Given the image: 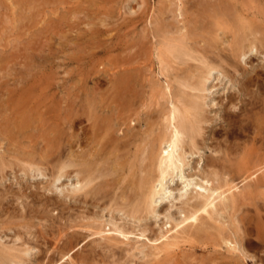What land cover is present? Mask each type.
<instances>
[{
	"label": "bare ground",
	"instance_id": "obj_1",
	"mask_svg": "<svg viewBox=\"0 0 264 264\" xmlns=\"http://www.w3.org/2000/svg\"><path fill=\"white\" fill-rule=\"evenodd\" d=\"M160 1H163V0H160ZM166 1H167V3L165 5V7L161 11H158L159 13H158L155 21L153 22V29L151 28L152 30H150L149 28L151 26H149L148 28H146V32H147L148 36L144 35V36L147 37V39H150L151 42H153L152 38L155 39V40L157 38H160L159 39L160 40V45L158 44L159 46L156 49L155 48L154 49L157 50V54L156 55H157V59H159V61H157V62H160L161 74L165 77V79H166L165 81H166L167 84H165V86H162V88L161 87L160 88H157V87L154 88L152 86V89H151L152 92L154 93L153 95H155L156 91H158V89H160L161 96H159V97H161V99L163 98V100H165V106L163 105V107H165V109H163V111H164V112L162 111L163 113L161 112L162 113L161 116L163 117V119H162L163 120V124L161 125V128L159 126L160 130L154 135V129L155 128L152 127L153 123H149V122H145L144 123V122H142L145 125V128L143 127L144 128L143 132L140 131L141 130L140 128L138 129V131H135L134 128L136 127V125L130 123L131 120H132V119H130L131 118V114L132 115H136L137 120H138V124L141 127V118H139L140 117V113H141L140 107L145 104L144 101H146V100H142L140 98V94L141 93L144 94V91L142 92L140 89L144 88L145 85H144V83L140 84L139 80L140 81L141 80L145 81V79L148 78V76H147L148 72L146 73V71L140 70L142 68V67H140L139 71H141V72L138 71L136 73L137 69H135L136 70L135 71L136 74H135L132 70L129 69L130 71H132V73L130 71L128 73V69L125 68V70H122V71H124L123 73L118 74V72H117L118 75L115 76L116 78L112 76L114 78L113 82H111L112 84L111 83H110V85L107 84L108 86H112V89H111L112 95H110L112 97L109 96V98L113 99L112 102H114V106L111 108V113H110L109 116L107 114V116L100 117V119H98V115H97L98 114L97 113L98 107L97 106H98L99 102L97 104L94 103V100H96V98H94V96H96L97 94L94 95V93H91L90 91L89 92L91 93V95L92 94L94 95L93 97L91 96V100L92 99H94V100L93 101H91V100L87 101L88 100L87 99L86 100L87 105H85V106L81 105L82 109L84 110L82 112L85 113V114L83 113V115L87 116V118H89L88 120H90V122H91V124L89 122V124H90V127H89L90 133L88 134L89 137L86 138V145L88 146V149L84 150L83 154H80L78 151H76L74 149L73 142H74V138L75 137H74L73 133L71 132V130H73V127H74V124H75V118L78 117L77 115H79L77 110H81V109H79L80 107L77 106L78 109L76 110V107H74L75 103L70 104L68 107L64 104L66 109L63 108L64 115L61 116L62 117V124H63V126H62L63 127L62 144H57L58 143L57 142L58 139H56V138H54V139H56L55 140V144H54L53 141L51 142V145H48V144L45 143L46 146L48 145L54 151L56 150V153H58L59 157L56 160H54V161L44 162L43 160L40 159L38 162H36L37 158L35 159L34 156H33L34 157L33 158L31 156V153H28L29 154V155L27 154L28 156L24 155L27 160L24 159V160H22V162H24V164L28 166V168L30 169L29 171L36 172L37 174L40 173L41 175H45V173L43 172V169H42L43 167L42 166L44 165V163L47 164V168L50 169V172H49L50 174H48L49 175L48 176L49 177L48 185H49V187L51 189L54 188V189L60 190V192L64 191V184L58 185L59 182H61V179L63 177L71 178L74 175L76 177V181L70 184V188L67 189L69 194L64 195V196L68 197L67 199L73 197L75 200L82 201V202L97 203L98 201H101V200H103V199L108 197L109 192H108V188L107 187L109 186L110 183H109V180H107L106 178L109 176V174H113L114 172L117 171V167L116 166H117V164H119L118 160L120 159V157L119 156L117 157L116 152L123 151V157L124 156L125 157H127V156L131 157V155H130L131 152H132L131 150L135 146V148H136L135 149V152H136L135 154L136 155H134V157L138 156V154L141 153L142 154V155H140V156H142L141 157L142 158L141 161L144 162V160H145L147 162V163L145 162L147 165L144 163L146 166L143 167L142 166L143 162L140 161V163H142V164L139 165L138 171L142 173V177L139 178V179H135L134 181H130V183H128V185L126 186V188H125L126 190L125 191H123V189H122V192L119 194V197H117L119 201L116 202L115 205L113 204L114 207L112 209H111L112 205H110L109 203L106 206L108 208L110 207L112 212H117V213H120V214L122 213L121 215H123V217L126 216L129 219L135 220V222L138 221V223L141 222V224L144 225V223H146L144 220H147L146 217H148V215H150V216L152 215V216L158 217L160 219V213H158V210H157V209H159L158 208V206H159L158 204L162 203L163 200H165V199H171L172 198L174 202H172L170 207L168 208V213L165 214V216L163 215L164 218H166V220H167V222H166L165 219H164V222H166V223H164V226H168L169 225V228L165 231V233L164 232H162L161 234L158 233L159 237H157L154 240L155 241H160L161 239L162 240L160 241L159 245L154 247V250H157L159 253L163 252L165 250H167V252H168V250L170 248L173 249L174 247H177L179 245L180 241H182V240L183 241L184 240L185 241L186 240L189 241L192 238V233H198L200 231L201 232L202 231H206V228L204 229V227H206L207 224H208L207 220L217 221L218 218H221V219H223L226 222H232V224L234 225V229H233L234 237L230 238L229 237L230 234H229V236H227L226 238L224 237L223 239H221L222 242L224 241V242L228 243V245L231 247L230 248L231 250H233V251L234 250L244 251V246H246V241L249 240V241L252 242V239L248 238L250 236H254L259 241V243L261 245H264V229H263L264 226L263 227L260 226L259 222H261V221H259L258 218L257 219L255 218V217H259V216H257V213H259V211L257 213L255 212L256 213L255 217L248 216L244 211H241V214L238 216V220H237L238 223L240 224V225H238L239 227L235 224L236 217H237L236 213L238 211H240L239 210V206H241V205L244 206V204H246L245 200L248 198V196L252 193V191L254 189V188H252V184H250V182L252 180L259 181L258 173L261 172V171L263 172V169H264V0H197L196 4L193 5V7H192L193 8V13L189 11L191 9L190 5L188 6L190 9L186 7V10L189 9L188 11L190 13H192V14H190L188 12L189 16L186 15V16H188V18L186 17V20L182 21L183 25L180 26V27H176L174 25L175 24L174 22H176V21L178 22V20L174 21L176 18L173 17V20H172L173 22H171V21L169 22L168 21V13L171 12V9H170L171 0H166ZM183 1H185V0H183ZM44 2H45V0H44ZM114 2H116V1H114ZM177 2H179V1H177ZM190 2H191V0H190ZM160 4H161V2H160ZM185 4H186V2H185ZM137 5H139V4H137ZM176 6H177V4H176ZM181 6L183 8L185 7V5L184 6L180 5L179 9L181 8ZM127 7H131V6L128 4ZM138 7L139 6H137L136 8H138ZM183 8H182V10H184ZM56 9H57V11L56 10L55 11L57 13L59 9L58 8H56ZM129 9H126V12ZM140 9H142V10L144 9L145 10V8H143V7L140 8ZM176 9H178V7ZM24 11H26V10H24ZM133 11H135V9ZM148 11H149V9H148ZM42 12L44 13V11H42ZM175 12L179 13L178 11H175ZM26 13H28V12H26ZM140 13H141V11H140ZM185 13H186V11H185ZM58 15L55 14V16H58ZM22 16H24V14ZM33 16H34V14H33ZM139 16L137 18H139ZM144 16H147V15L146 14L143 15V18H144ZM61 17L62 16H60V18ZM135 18L136 17H134V19ZM149 18H150V16H149ZM132 20H133V18L131 19V23H134ZM146 20H147V18H146ZM116 21L118 22V20H116ZM134 21L137 22L138 20L137 21L134 20ZM147 21L149 23V20H147ZM57 22L58 21H56L55 23H57ZM95 23L98 24V22H95ZM138 23L140 24L139 21H138ZM138 23H136V24H138ZM35 24H33V26ZM145 24H146V22H145ZM91 25L94 26L96 24H94V22H92L90 24V26ZM117 25H116V27H117ZM123 25H124V22H123ZM141 25H139V26H141ZM177 25L179 26L180 24L177 23ZM50 26H51V24H50ZM50 26H49V29L46 28V30H50L51 31L52 27L50 28ZM52 26H54V25H52ZM88 27H89V25H88ZM111 27H112V25H111ZM129 27H131V26H129ZM133 28L137 29L136 27H133ZM133 28L131 27V30H129L127 32L132 31ZM114 29H115V27L113 28V30ZM0 30H1V27H0ZM53 30H55V28H53ZM111 30H112V28H111ZM119 30L121 32H123L122 28L118 29L117 31H119ZM38 31H39V29H38ZM134 31H137V30H134ZM139 31L140 30H138V32ZM88 32H90V31H88ZM114 32H115V30H114ZM43 33H44V30H43ZM50 33H48V31H47V33H45V36H46V34H50ZM93 33H94V31H93ZM93 33H92V35H96V32L94 34ZM102 33H103V31H102ZM102 33L100 35H102ZM126 33H123V34H125L126 37H127L129 35V33L128 34H126ZM35 34L36 33H34V35ZM37 34H39V32H37ZM85 34H87L86 30H85ZM104 34H106V29H105V33ZM113 34H115V33H113ZM123 34L121 33V36ZM1 35H2V32H1ZM39 35H41V37H42L41 33ZM92 35H90V36L92 37ZM125 35H123V36H125ZM131 35H132V33H131ZM131 35H129L130 38H129V36L127 37V39H128L127 42H129V40L131 39V37H132ZM139 35H140V33H139ZM118 36H120V35H118ZM41 37L39 36L38 39H40ZM43 37H44V35H43ZM47 37H49V36L47 35ZM91 37H89V38H91ZM138 38H139V40H141L140 37H138ZM38 39L36 41H38ZM53 39L55 40L54 37H53ZM114 39H116V37ZM121 39H123V38L121 37ZM133 39H134V37H133ZM133 39L130 40V41H133ZM91 40L94 41L95 39L91 38ZM33 41H35V40H33ZM109 41L110 40H108V42ZM49 42H51V41H49ZM71 42H72V40H71ZM133 42H135V41H133ZM143 42H145V41H143ZM47 43H48V41H47ZM112 43H114V42L112 41ZM120 43L122 44V41H120ZM51 44H53V42H51ZM117 44H118V42H117ZM117 44H115L114 47ZM29 45H30V43H29ZM29 45H28V47H29ZM32 45H34V44H32ZM56 45H57V43H56ZM107 45H108V43H107ZM69 46H70V44H69ZM117 46H119V44ZM124 46H126V45H124V43H123V47ZM119 47H117V48H119ZM138 47H135V49L137 50ZM39 48H41V47H39ZM44 48H45V46H44ZM48 48H50V45L48 46ZM33 49H35V48H33ZM60 49H61V47L59 48V51H60ZM149 49H151V48H149ZM41 50L44 51L43 48H41ZM43 51H41L40 53H42ZM56 52L57 51H55V53ZM107 52H109V49H108ZM134 52H135V50H134ZM150 52H151V50H150ZM35 53H37V52H35ZM49 53H46V54H49ZM95 53H97V52H95ZM129 53H131V52H129ZM22 54H21V56H22ZM32 54H34V51H33ZM110 54H113V53L110 52ZM131 54H130V56H131ZM50 55H52V54H50ZM117 55H120V54L117 53ZM124 55L128 56V55H126L125 52L123 54V57H125ZM254 55H259L257 59H259V57H261V58L263 57L262 62H260L257 65L256 64L254 65V63H253L254 61H252V56H254ZM29 56L32 58L31 53H29ZM37 56L34 57L35 60H36ZM144 56H145V54H144ZM24 57H26V56H24ZM95 57H97V56H95ZM3 58H4V56H3ZM5 58H6V56H5ZM49 58L47 56V60ZM127 58L128 57H126V59ZM11 59H13V58H11ZM92 59H94V58H92ZM149 59H150V57H149ZM151 59H153V58H151ZM257 59H256V61H257ZM0 60H2V58H0ZM27 60H28V62L31 61V60H29V58ZM97 60H98V58L96 59V61ZM146 60H147V58H146ZM100 61L103 63L102 60H100ZM251 61H252V63H251ZM34 62L35 61L33 60V62H32L33 65H34ZM52 62H53V60H52ZM190 62H194V63L196 62L197 63L196 65H194V69L192 68L193 70L191 69V70L187 71L185 73V75L181 76L180 78L179 77H175L173 80L171 78H168L169 75H167V73L169 72V68H170V65L172 63H174L176 65H177V63L178 64H184V65H188V64L190 65ZM1 63H3V62H1ZM117 63L118 62H116V64ZM103 64H106V63H103ZM110 64H109V66H110ZM121 64H122V62H121ZM121 64H119V65H121ZM9 65L11 66V64H9ZM99 65H102V64H100V62H99ZM134 65H135V63H134ZM148 65H150V63ZM189 65H188V67L192 66V65H190V66ZM248 65L251 66V69H249L247 67ZM29 66L31 67V65H29ZM40 66L43 68L42 65H40ZM173 66H175V65H173ZM15 67H17V65ZM35 67L36 66H33L32 68H35ZM49 67H47V68H49ZM136 67H138V66H136ZM150 67H149V69H150ZM153 67H154V65H153ZM50 68H52V67H50ZM50 68H49V70L51 71ZM93 68L91 70H94ZM128 68H129V65H128ZM156 68H158V67H156ZM7 69H8L7 72H9L10 69L9 68H7ZM119 69L120 68H117L116 71H119ZM176 69L177 68H175L174 70H176ZM11 71L12 70H10V72ZM35 71H37V70H35ZM116 71L114 72V75L116 74ZM27 72H29V70ZM158 72H160V71L158 70ZM176 72L178 73L177 70H176ZM176 72H175V74H177ZM92 73H94L93 75L96 78L97 75H95V70ZM101 73H103V72L101 71ZM1 74L2 73L0 72V75ZM10 74H9V76L7 75V77H10ZM47 74H48V72H47ZM86 74H88V73H86ZM96 74H97V72H96ZM99 74H100V71H99ZM149 74H150V72H149ZM178 74H180V72ZM11 75H14L13 72H12ZM108 75H107V77H108ZM159 75H160V73H159ZM22 76H24V74ZM22 76H20V77H22ZM109 76L110 77H108V78H109V81H110L111 75H109ZM150 76H151V74H150ZM20 77H19V80H21ZM25 77H24V80H25ZM45 77H47V76H45ZM102 78H101V80H102ZM155 78H157V77H155ZM8 79H10V78H8ZM39 79H40V77H39ZM85 79H87V78H85ZM88 79H87V81H88ZM91 79H94V77L91 78ZM106 79L107 78H105V80ZM103 80L101 82L104 84L105 82H103ZM216 80L219 81L218 84L221 85V87H220L221 88V93L225 94L224 95V99L222 98L223 97L222 96L219 99V101H218L219 104H220L218 106L222 107V109L224 111V114H222V120H223L224 124L221 127L223 128V131L225 133H224V137H223L222 141L225 140V142H226L227 140H230V139H233V141H235V140H238L239 138H242L243 141L241 143H238V144H240L242 146L241 147L242 151L239 149L236 152L234 151V154H232L233 151L231 153V151L228 148L227 149L224 148L226 146L223 147V143H221L222 141L215 142L216 144L213 145L212 151H214L218 155L216 156V155H213L214 153H212V155L216 156V157H211L210 159L207 158V159H209L207 162L205 160H203V161H205V167L208 168L210 166L209 169L210 168L211 169L214 168V169L213 170H209L208 173L204 172V173H206V175H204V173L202 175V171L201 170H199V171L197 170L198 172L201 171L202 178H200L199 182H195L194 181L195 179L193 178V175L186 174V171H189V169L192 168V164H193L192 157L195 155L196 152L199 153V148L200 147L198 146L199 145L198 137L201 136V135L202 136L205 135V132H204L205 129L203 127V124L205 122H207V120H208L207 116L205 114L206 113L205 112V106L207 104L206 102H207V99H208L207 93L210 91L209 84L213 83ZM91 81L93 82V80H91ZM11 82L13 83V81H11ZM15 82L16 81H14V83ZM40 83L41 82H39V84ZM107 83H108V80H107ZM173 83H176V84H173ZM7 84H9V83H7ZM174 85H176L175 88H173ZM87 86H85L86 88H84V90L87 89ZM98 86H100V85H98ZM16 87H17V85H16ZM139 87H141V88H139ZM89 90H90V88H89ZM99 90H100V88H99ZM24 91H26V90H24ZM37 91H38V89H37ZM211 91H212V89H211ZM27 92H28V90H27ZM109 93H110V91H109ZM213 93H215V92L213 91ZM211 94H212V92H211ZM20 96H22V95H20ZM86 96L88 98V93L86 94ZM1 97L2 96H0V98ZM144 97H146V96H144ZM154 98H155V96H154ZM105 99H106V97H105ZM158 99H157V101H158ZM65 100H67V99H65ZM70 100H72V99H70ZM74 100L75 99L73 97V101ZM80 100L83 101L82 99H80ZM155 100H156V98H155ZM223 100H225L226 102L223 103ZM211 101H215V99H213ZM66 102H68V101H66ZM74 102H76V101H74ZM147 102H149V101H147ZM214 103L216 104V102H214ZM21 104H22V102H21ZM137 104H138V106H135ZM160 104H162V103H160ZM211 104H212V102H211ZM36 105H37V107L38 106L41 107L40 104H36ZM135 107H137V108L139 107V108L137 109ZM152 107H153V105H152ZM55 108H57V107H55ZM105 110H104V112L102 111L103 113L101 112L102 115H104L105 112L106 113L109 112V111H107V109H105ZM35 112H34L35 115H33V116L27 115V113L23 114L20 117V119L18 121L14 122V123L9 122L10 119H8L9 123L6 124L7 127H8V134L10 136H14L15 137V136H17V133H19V134L22 133L24 135L21 136V137L26 138L25 134L28 132V130L30 128L31 129L35 128V130H36V128L39 127V124L42 123V120L44 118L43 117L44 113L41 112L39 110V108L36 109ZM83 115L80 114V116H83ZM144 115H145V113H144ZM146 115L149 116L148 114H146ZM142 116H143V113H142ZM152 116H154V115H152ZM155 116H158V114H155ZM55 117H57V116H55ZM79 117H78V119H79ZM49 118H47V119H49ZM214 119H215V117H214ZM133 121H135V120L133 119ZM86 123H88V122H86ZM134 123H136V121ZM52 124H53V122H52ZM54 125H56V124H54ZM132 125H134V127H132ZM45 126H47V124ZM49 126H50V123H49ZM84 126H86V125H84ZM84 126L82 125V127H84ZM138 126H137V128H138ZM3 127H4V125H3ZM51 127L53 128V126H51ZM40 128H41V126H40ZM84 128H81V129L87 130V129H84ZM50 132L52 133V129H51ZM53 132H54V130H53ZM206 133L208 135V132H206ZM19 134H18V136H19ZM52 134H54V133H52ZM52 134H50V135H52ZM221 134L222 133H219V132L216 131V132L213 133V136H214V138L216 137L218 139V138H222ZM42 135H44V132H43ZM4 136L5 135L2 136V138H1L2 140H3ZM47 136H49V133H48ZM34 137H35V135H34ZM34 137H32V138H34ZM151 137H153V138L149 141L148 138H151ZM4 138H7V137H4ZM36 138H38V135H36ZM7 139H5V141H7ZM78 139H80V138H78ZM78 139H77V141H78ZM199 139H201V138H199ZM204 139H206V138L204 137ZM204 139H203V141H204ZM2 140H1V142H2ZM10 141H11V139H10ZM35 141H37V139ZM80 141H81V139H80ZM207 141H205V142H207ZM39 142H42V144H44L43 141H39ZM230 142H231V140H230ZM200 143H201V140H200ZM207 144H210L209 141L207 142ZM238 144L236 143L237 147H239ZM6 145H9L8 142H7ZM14 145H15V143H14ZM18 145H19V142H18ZM59 145H62V146L59 147ZM43 147H45V145ZM49 147H48V149H49ZM12 148L14 149L15 147H12ZM20 148H21V146H20ZM26 148L30 149V147H26ZM2 149L3 148H1V151H2ZM6 149H3L4 153H5ZM202 149H203V147H202ZM233 149H235V148L233 147ZM206 150H208V147H207ZM28 152H31V151H28ZM8 153H9V151H8ZM59 153H60V155H59ZM11 154H12V152H11ZM203 154H201V156L205 155V154L204 155ZM0 155H1V152H0ZM115 155H116L117 158H115L114 162H110V163H112V164H110L109 160L110 159L112 160L113 158H111V157L115 156ZM6 156L8 157V154ZM35 156H36V154H35ZM81 156H83V158ZM233 156H234V158H233ZM20 158H18V159H20ZM39 158H41V157H39ZM201 158H203V157H201ZM126 159H128V158H126ZM121 160L122 159H120L119 161H121ZM199 160H198V162H199ZM232 160H234V161L231 162ZM115 162H116V164H114ZM24 164H22V165H24ZM202 164H204V162ZM122 165H123V163H121V166ZM200 165H201V162H200ZM133 166H134V164H133ZM202 166H204V165H202ZM199 167H201V166H199ZM23 168H25V167L23 166ZM47 168H45V169H47ZM109 168H110V170H108L109 172H105V170L109 169ZM193 168H195V170H196V167L193 166ZM206 169H204V170L206 171ZM21 170H23V169L21 168ZM118 170H120V169H118ZM132 170L133 169H131L130 171H132ZM193 171H191L192 172L191 174H193ZM128 172H129V170H128ZM196 172L194 171V173H196ZM199 175H200V173H199ZM199 175L197 174L196 176H199ZM29 177H30V175H29ZM239 179H241V182H245V184L243 185V191H240L241 190V189H239L240 187L238 186L237 183H235V181L239 180ZM122 180H124V179H122ZM178 183H179L180 187H178L179 186ZM173 185H178V186H175L174 188H171V186H173ZM258 186H259L258 184L257 185L255 184L254 187L257 188ZM191 187H194V189L196 191L195 193L193 192L194 194H192V191L191 192L189 191V189ZM176 189L180 193V194H178L179 197H173L174 193H176V192H174ZM118 190H121V189H118ZM127 190L132 191L130 197H128L126 195L127 194ZM21 191H22V189L20 190V192ZM23 193L24 192H22V194ZM8 194H9V192H8ZM33 195L35 196L34 197V202H37V203L39 202L40 204H42V206H43L42 209H43L44 212H46V211L52 212L54 210H58V212H59L58 213L59 219H57L56 221H52V224H51L50 230H49V235H51V237H53V239H55L56 242L55 243L53 242V244H51L50 246H48L46 248H43L42 246H45L46 240H45V238L42 237L44 240L39 241L38 242L39 244L35 243V246L30 245L29 242H27V239L23 243H21L20 246L19 245H8V244H5V243H3L1 241V236H0V264H33L31 262L32 259L30 260V257L33 256L32 251L35 250V248H38V253H39V255L35 257L36 264H94L95 261H96V264H99L100 261H97V259H95V257L92 256V252L91 251L92 250L94 251L93 248L85 250L86 252H85L84 255L79 254L80 252L84 251L83 249H86L89 246V243H87V244L85 243L84 246H82L81 248H77L76 251L72 255L70 254L71 251L74 250L77 246H81L80 243L81 242L83 243V240L86 239L87 236H88V235H85V237L80 238L78 235L82 234V232H74V231L71 232V233L69 232L71 229L74 228V226L76 224L75 223L76 219L77 220L79 219L77 217L78 214L76 216H74L75 220L71 221V219H70L72 217L71 215H69L67 217H64V214H63L64 211L66 209H68V206H67L66 203H64V202H62L60 200L53 199V198L43 197L44 194L40 195V198L37 197V194H33ZM24 196H25V194H24ZM54 198H55V196H54ZM21 199H22V197H21ZM132 199H134V200H132ZM111 201H113V200H111ZM167 201L168 200H166V202ZM175 201H180L181 202V205L179 207L180 211L178 210L179 211L178 215H180L179 219L174 218L175 215L173 217L172 214L170 213L171 208L174 207ZM168 202H170V201H168ZM253 203H254V201H253ZM100 204H102V203H100ZM257 204H258V202H257ZM26 205H27V201H26ZM253 207H255V205ZM21 208H22V206H21ZM248 208H249V206L247 207V209ZM102 209H104V208H102ZM166 209H167V207H166ZM253 210H255V208ZM72 211H74V210H72ZM94 212L97 213V211H95V210H94ZM98 212L100 213L99 210H98ZM108 212H110V211H108ZM160 212H161V210H160ZM166 212L167 211L165 210V212H163V213H166ZM0 213H1V211H0ZM56 213H57V211H56ZM56 213H55V215H56ZM96 213H94V214H96ZM79 215H81V214H79ZM20 216L21 215H14L13 217L20 218ZM33 216H35V215H33ZM88 217H90V216H88ZM154 217H152L150 220H152ZM161 217H162V215H161ZM261 218L262 217H259V219H261ZM64 219L65 220L67 219L68 223L65 224V222H63V224H62L60 222V221H62ZM93 219H94V216H93ZM101 219H102V217H101ZM103 219H102V221H103ZM106 219H109L108 222H110V217L106 218ZM99 220H100V218H99ZM143 221H144V223H142ZM147 221H149V220H147ZM160 221L162 222V220H160ZM122 222H123V220H122ZM262 222H263V220H262ZM97 223H99V222H97ZM104 223H106V226H107V222L104 221ZM112 224H113V222H112ZM248 224L252 225L254 227V229H255L254 233H252L253 228L251 227L252 229L250 230V228L248 227ZM113 225H114V228L112 227L113 228V232L116 231L115 233L118 232L123 237H127L128 234L133 233L132 231H128L127 229H125L124 228L125 225L124 226L123 225L120 226L115 221H114ZM113 225H111V226H113ZM213 225H215V224H213ZM131 226H132V224H131ZM218 226H217V228H215L216 230H219ZM79 227L83 231L84 229L85 230L90 229L92 226L81 225ZM112 228H108V229L111 230ZM142 228L143 229L141 230L140 233H141V235H145L147 227L146 226H144V227L142 226ZM152 228L153 227H151V230H152ZM193 228H195V230H192ZM160 229L161 228H159V231H160ZM89 231H91V230H89ZM93 231L94 232L91 231L92 233H90L89 235L94 234V236H95V234H97L99 236V234H100V237H102V236H105V234H106V233L104 234V232H105L104 231V227H100V226L94 228ZM152 231H150V232H152ZM18 233H21V232H18ZM102 233L104 235L101 236ZM204 234H206V233H204ZM109 236H110V234H109ZM112 236H114V235H112ZM115 237H116V235H115ZM137 237H141V236L139 235ZM211 237L213 238V236H208V237H205V238H208L210 241H212ZM89 238H87V239H89ZM119 238H121V237H119ZM130 238H131V236H130ZM205 238H204V241H205ZM109 240H111V239H109ZM202 240L203 239H201V241ZM209 240H207V241H209ZM214 241H215V239H214ZM125 242L123 243L124 245H125ZM200 244H198V246ZM204 244H206V243L204 242ZM214 244H215V242H214ZM214 244H211V245H214ZM136 245H135V247H136ZM128 246H130V245H128ZM132 246H133V244H132ZM153 246H151V247H153ZM204 247H205V245H204ZM213 248H215V247L212 246V249ZM181 249H182V246H181ZM217 249H219V248H217ZM220 249H221V247H220ZM189 250L191 251L190 248H189ZM207 250H209V248ZM140 251H141V249L139 250V255L141 256L143 254H140ZM247 251H249V250H247ZM49 252H52V254L49 255ZM125 252H126V250H125ZM136 252L137 251H135V253ZM175 252H177V251H175ZM196 252H199V251L196 250ZM188 253L189 252H187V254ZM228 253H229V250H228ZM240 254L242 255V252ZM78 255H80V256L78 257ZM144 255L146 256L147 252L146 253L144 252ZM159 255H161V253ZM190 255H192V253H190ZM228 255H231V253H229ZM253 255H255V254L253 253ZM107 256H109V255H107ZM224 257H225V255H224ZM123 258H124V255H123ZM127 258H128V256H127ZM184 258H185V256H184ZM194 258H192V259H194ZM231 258H233V257H231ZM253 258H254V256H253ZM102 260H105V259H102ZM233 260H234V258H233ZM258 260H259V258H258ZM193 261L195 262V260H193ZM226 261H228V260H226ZM211 262H210V264H211ZM220 262H222V261H220ZM104 263H102V264H104ZM128 263H130V261ZM216 263H218V262H215V264ZM255 263H257V262H255ZM119 264H122V263H119ZM188 264H190V263H188ZM198 264H200V262ZM229 264H231V263H229Z\"/></svg>",
	"mask_w": 264,
	"mask_h": 264
},
{
	"label": "rangeland",
	"instance_id": "obj_2",
	"mask_svg": "<svg viewBox=\"0 0 264 264\" xmlns=\"http://www.w3.org/2000/svg\"><path fill=\"white\" fill-rule=\"evenodd\" d=\"M114 1H116V2H114ZM126 1L127 0H49V1L48 0H45V2H44V0H35V1L34 0H0V6H1L0 7V9H1L0 10V18H1L0 19V27H1V30H2V31L0 30L2 32V35H1V32H0V54H1L0 55V58H2V60H0V61L3 62V63L0 62V67H1L0 68V72L3 74V75L2 74L0 75V80H1L0 81V96H2L0 98V100H1L0 101V115H1L0 116V136H1L0 137V142L2 140L1 138H2L3 135H5L4 137H7L8 138L7 139V138H4L3 137V140L0 143V152H1V155H0V211H1V213H0V236H1V241L3 243H5V244H8V245H19L20 246L21 243H23L27 239V242H29L30 245L35 246V243L39 244L38 242L44 240L43 238H45L46 244H45V246H42L43 248H46V247L50 246L51 244H53V242L54 243L56 242L55 239H53V237H51V235H49V230H50V226L52 224V221H56L57 219H59V216H58V213L59 212H58V210H54L52 212H49V211L44 212L43 209H42L43 208L42 204H40L39 202L38 203L37 202H34V197L35 196L33 194H37V197L38 198H40V195H43L44 194L43 197H48V198H53V199H56V200H60V201H62V202H64V203L67 204L69 210L66 209L64 211V213H63L64 214V217H67V216L71 215L72 217L70 219H71V221H73V220H75L74 216H76L78 214L77 217L79 219L78 220L76 219V221H75V223H76L75 226L76 227L74 226V228L69 231L70 233L73 232V231L74 232H82V234L78 235L80 238L85 237V235H88L87 238L90 237L89 239H87V238L84 239L83 240V243L82 242L80 243L81 246H77L74 250L71 251L70 254L72 255L76 251L77 248H81L82 246H84L85 243L86 244L89 243V246L86 249H83L84 251L80 252L79 254L84 255L85 252H86L85 250H88V249L93 248L94 251L93 250L91 251L92 252V256H94L95 259H97V261H100L99 264H102L104 262H105L104 264H119V263L127 264L129 261H130V263H128V264H145V263L146 264H158V263L159 264H181V263L182 264H188V263H190V264H198L199 262H200V264H210V262L212 260L213 261L211 262V264H215V262H218L216 264H229V263H231V264H239L240 262H241L240 264H264V245H261L259 243V241L254 236L248 237V238L252 239V242L249 241V240L246 241V246H244V251H238V250H234L233 251V250L230 249L231 247L228 245L227 242H224V241H223L224 243L222 242L221 239H223L224 237L226 238L227 236H229V234H230V236H229L230 238L231 237H234V235H233L234 225L232 224V222H226V221H224L221 218H218L217 221L207 220L208 224H207L206 227H204V229L206 228V231H202V232L200 231L198 233H192V238L189 241H187V240L186 241L185 240L183 241L182 240V241H180V243L178 245L179 247L177 246V247H174L173 249L170 248L168 250V252H167V250H165V251H163L164 253L163 252H160L161 255H159L160 253L157 250H154V247L157 246V245H159V243H160V241L162 239L160 241H155L154 239H156L157 237H159V234H161L162 232L165 233V231L169 228V225L168 226H164V223L167 222V220H166V218H164V216H165V214L168 213V208L170 207L171 203L174 202L172 198L171 199H165V200H163V202H162L163 204L162 203L158 204L159 205L158 206L159 209H157V210H158V213H160V219L158 217H154V216L151 215L154 218L152 220H150L152 217L150 215H148L149 218L148 217H146V218L149 221L144 220L146 222V223H144V221L142 222V223H144V225L141 224V222H139V223H138V221L135 222V220H131V219H129L126 216L123 217V215H121L122 213L120 214V213L112 212L111 211V209L114 207L115 203L119 201L117 197H119V194L122 192V189H123V191H125L126 190L125 188L128 185V183H130V181H134L135 179H139V178L142 177V173L138 171L139 165L142 164V163H140V161L142 160V158H141L142 156H140V155H142V154L140 153V154H138V156H135L134 157V155H136L135 154L136 153L135 152V149H136L135 146L133 147L134 149L132 148V150H131L132 151L131 154H130L131 157L130 156H127V157L124 156L123 157V151L116 152L117 157L119 156L120 159H122V160L121 161H119L120 159L118 160V163L119 164H117V166H116L117 167V171L114 172L113 174H109V176L106 178L107 180H109V183H110L109 186L107 187L108 188V192H109L108 197L105 198V199H103V200H101V201H98L97 203H90V202H87L86 203V202H82V201L75 200L73 197L67 199L68 197H65L64 196V195L69 194V192L67 191V189L70 188V184L76 181V177L74 175L71 178L63 177L61 179V182H59L58 185L64 184V191L63 192H60V190H57V189H54V188L51 189L49 187V185H48V182H49V177H48L49 175L48 174H50L49 173L50 172V169L47 168V164L44 163V165L42 166L43 167L42 169H43V172L45 173V175H41L40 173L37 174L36 172L29 171L30 169L28 168V166L25 165L24 162H22V160L26 159L25 156H28L29 155L28 153H31V156L32 157L34 156L35 159L37 158L36 159L37 160L36 162H38L40 159L43 160L44 162L54 161V160H56L59 157L58 156V153H56V150L54 151L48 145H51V142L52 141L55 144V140L56 139H58L57 140V142H58L57 144H62V134H63V127L62 126H63V124H62V117L61 116L64 115L63 108L66 109V107L64 106V104L68 107L70 104L75 103L74 104V107H76V110L78 109L77 106L80 107L79 109H81V110H77L78 111V114H79L77 116L79 117L80 114L83 115V113H84V112H82L84 110L82 109L81 105H83V106L87 105L86 100L88 99L87 101H90L91 100V96L93 97L95 94H97L96 96H94V98H96V100L92 99L91 101L94 100V103H96V104L99 102L98 103V106H97L98 107V111H97V113H98L97 114L98 115V119H100V117L107 116V114L109 116L110 113H111V108L114 106V102H112L113 99L109 98V96L112 95V92H111L112 86H108V85H110V83L113 82V80H114L113 77L117 76L120 73H123L124 71H122V70H125V68L128 69V73H129L130 70H132L135 73V71H136L135 69H137V71H136V73H137L139 71L140 67H142L140 70L146 71V73L148 72L147 73L148 78L145 79V81H142V80L140 81L139 80V83L140 84L144 83V85H145L144 88L146 89L145 90L144 88L139 87V88H141L140 90L142 92L144 91V94L143 93L140 94V98L142 100H146V101H144L145 104L143 103L144 105H142L141 107L139 106L140 107V111H141L140 117H139V118H141V127L138 124V120H137L136 115H132L131 114V118L130 119H132V120H131L130 123L136 125V127L134 128L135 131H138V129L140 128L141 129L140 131L143 132V130L145 128V125H144L145 122L153 123V126L152 127L155 128L154 129V135L160 130L159 129V126L161 128V125L163 124V120H162L163 117L161 115L164 112L163 109H165V107H163V105L165 106V100H163V98L161 99V97H159V96H161L160 89H158V91H156L155 95H153L154 93L152 92L151 89H152V86L154 88L155 87H157V88H160L161 87L162 88V86H165V84H167V83L165 81L166 80L165 77L161 74V65H160V62H157V61H159V59H157V55H156L157 54V50H155L160 45V40H159L160 38H157L156 39L157 41L152 38L153 42L154 41L155 42L154 43L151 42L150 39H147V37H146V36H148L147 35V32H146V28H148L149 26H151L149 29L150 30L153 29V22L155 21L157 15L159 13L158 11H161L165 7L167 1L166 0H163L164 2L163 1H160V0H152L153 2L151 0H128L127 2ZM177 1H179V2H177ZM160 2H161V4H160ZM185 2H186V4H185ZM189 2H190V0H185V1H183V0H171V5H170L171 12L168 13V21L169 22L170 21L173 22L172 20H173V17H174V18H176L174 21L178 20V22L177 21L174 22L175 23L174 25L176 27L182 26L183 25V22L182 21L183 20L185 21L186 20V17L188 18L190 12L193 13V8L192 7H193V5L196 4L197 0H191V2L190 3ZM128 4L131 7H127ZM137 4H139V5H137ZM176 4H177V6H176ZM180 5H183V6L185 5V7L183 8L181 6V8L179 9V6ZM189 5H190V8L192 10L188 7ZM137 6H139L138 7L139 9L136 8ZM142 7L145 8V10L144 9L143 10L140 9ZM177 7H178V9H176ZM186 7L189 8L190 10L189 9L186 10ZM56 8L59 9L57 13H56V11H57ZM125 8L126 9H129L130 8V9L127 10V12H126V9ZM182 8L186 11L187 14L185 13L184 10H182ZM23 9L26 10V11H24ZM134 9H135V11H133ZM148 9H149V11H148ZM42 11H44V13ZM140 11H141V13H140ZM175 11H178L179 13H177ZM26 12H28L29 14L26 13ZM146 12L147 13L149 12V13L147 14ZM192 13H190V14H192ZM23 14H24V16H22ZM33 14H34V16H33ZM55 14L56 15L59 14V15L58 16H55ZM142 14L143 15L146 14L147 16H144V18H143V15ZM186 15H188V16H186ZM60 16H62V17L60 18ZM138 16H139V18H137ZM149 16H150V18H149ZM134 17H136V18L134 19ZM132 18H133L132 21L134 23H131V19ZM146 18H147V20H149V23L146 20ZM116 20H118V22ZM134 20H136V21L138 20L140 22V24L138 23V21L135 22ZM56 21H58V22L55 23ZM92 22H94V24H96V25H94V26L91 25L90 26V24ZM95 22H98V24L95 23ZM123 22H124V25L125 26L123 25ZM145 22H146V24H145ZM136 23H138L139 25H141V24L142 25L139 26ZM177 23L180 24V25L178 26ZM33 24H35V25L33 26ZM50 24H51V26H50ZM119 24L120 25L122 24L124 27L122 25L120 26ZM52 25H54L55 27L52 26ZM88 25H89L90 28L88 27ZM111 25H112V27H111ZM116 25H117L118 28L116 27ZM49 26H50V28L52 27L51 31L50 30H46V28L49 29ZM129 26H131L132 28L133 27H136L137 29H135V28H133V29L134 30H137V31H134L132 29V31L127 32V31L131 30V27H129ZM103 27L106 29V34H104L105 33V29ZM110 27L112 28V30H111ZM114 27H115V29H114L115 32L113 30ZM53 28H55V30H53ZM120 28H122V31L123 32H121L120 30L117 31ZM38 29H39V31H38ZM43 30H44V33H43ZM85 30H86V33L87 34H85ZM138 30H140V31L138 32ZM47 31H48V33H50V32L51 33L50 34H46V36H45V33H47ZM88 31H90V32H88ZM93 31H94V33L96 32V35H92ZM102 31H103V33H102ZM37 32H39V34L41 33L42 34V37H41V35L37 34ZM34 33H36V34L34 35ZM101 33H102V35L103 34L104 35L103 36L100 35ZM113 33H115V34H113ZM121 33L122 34L123 33H126V34L129 33V35H131V33H132V35H131L132 37H131L130 40H132L133 37H134L133 41H135V42L130 41V40H129V42H127V40H128L127 37L129 35L127 37H126L125 34H123L125 36H123V35L121 36ZM139 33H140V35H139ZM38 35L41 37L40 39H38V37H39ZM43 35H44V37H43ZM47 35L52 40L49 37H47ZM90 35H92V37ZM118 35H120V36H118ZM144 35H146V36H144ZM135 36L136 37L137 36L140 37L141 40H139V38L138 37L136 38ZM53 37L55 38L56 41L53 39ZM89 37L94 38L95 40L92 41L91 38H89ZM115 37H116L117 40L114 39ZM121 37L123 39H121ZM129 38H130V36H129ZM37 39H38V41H36ZM33 40H35V41H33ZM46 40L48 41V43H47ZM71 40H72V42H71ZM108 40H110V41L108 42ZM142 40L145 41V42H143ZM49 41L53 42V44L56 47L53 44H51V42H49ZM112 41L114 43H112ZM120 41H122V44L120 43ZM117 42H118V44H119L120 47L117 46L118 45ZM29 43H30V45H29ZM56 43H57V45H56ZM107 43H108V45H107ZM123 43H124V45H126V46H124L125 48L123 47ZM32 44H34L35 46L32 45ZM69 44H70V46H69ZM115 44H117V45L114 47ZM28 45H29V47H28ZM49 45H50V48H48ZM44 46H45V48H44ZM39 47L43 48L44 51L41 50V48H39ZM60 47H61V49L59 51V48ZM117 47H119V48H117ZM135 47H138L137 50L135 49ZM33 48H35V49H33ZM149 48H151V49H149ZM108 49H109V52H107ZM134 50H135V52L136 51L137 52L135 53ZM150 50H151V52H150ZM33 51H34V54H32ZM41 51H43V52L40 53ZM55 51H57L58 53L57 52L55 53ZM35 52H37L38 54L35 53ZM95 52H97V53H95ZM110 52H112L113 54H110ZM120 52L121 53L123 52V53L121 54ZM124 52L128 56H125L124 55L125 57H123ZM129 52H131V53L133 52V53L131 54ZM29 53H31V56H32L33 59L29 56ZM46 53H49V54H46ZM117 53H119L120 55H117ZM143 53L145 54V56H144ZM21 54H22V56H21ZM50 54H52V55H50ZM130 54H131V56H130ZM46 55L48 56V58L50 57L48 60H47V56ZM3 56H4V58H3ZM5 56H6V58H5ZM24 56H26V57H24ZM36 56H37V58L35 60L34 57H36ZM95 56H97V57H95ZM258 56L259 55L252 56V61H254L253 62L254 65L255 64L257 65L260 62H262L263 57L262 58L259 57V59H260L259 60V59H257ZM126 57H128V58L126 59ZM149 57H150V59H149ZM11 58H13V59H11ZM28 58L31 61L28 62V60H27ZM92 58H94L95 60L92 59ZM97 58H98V60L96 61ZM146 58H147V60H146ZM151 58H153V59H151ZM256 59H257V61H256ZM33 60L35 61L34 62V65L32 63ZM52 60H53V62H52ZM100 60H102L103 63H106L107 65L106 64H103ZM115 61L118 62V63L116 64ZM252 61H251V63H252ZM99 62L102 65H99ZM121 62H122V64H121ZM134 63H135V65H134ZM149 63H150V65H148ZM9 64H11V66ZM109 64H110V66H109ZM119 64H121V65H119ZM152 64L154 65V67H153ZM172 64L175 65V66H173ZM172 64L170 65L169 72L167 73V75H169L168 78H171L173 80L175 77H179L180 78L181 76H184L185 73L187 71L191 70L192 68L194 69V65H196L197 63L196 62L195 63L194 62H190V65H192V66H190L188 64L190 67H188V65H184V64H178V63H177V65L174 64V63H172ZM16 65H17V67H15ZM29 65H31V67ZM40 65H42L43 68ZM128 65H129V68H128ZM33 66H36V67L35 68H32ZM49 66L52 67V68H50ZM136 66H138V67H136ZM148 66L149 67L151 66L150 69H149ZM6 67L9 68L12 71L10 72V70H9V72H7L8 69ZM47 67H49L51 69V71ZM156 67H158V68H156ZM247 67L249 69H251V66L250 65H248ZM92 68L95 70V75H97L96 78L93 75L94 73H92L94 71V70H91ZM117 68H120L119 71H116ZM175 68H177L176 70L178 71V73L180 72V74H178L176 72V70H174ZM28 70H29V72H27ZM35 70H37V71H35ZM158 70L160 72H158ZM99 71H100V74H99ZM101 71L103 73H101ZM115 71H116V74L114 75V72ZM132 71H130V72L132 73ZM12 72H13L14 75H11ZM47 72H48V74H47ZM96 72H97V74H96ZM117 72H118V74H117ZM139 72H141V71H139ZM149 72H150L151 76H150ZM175 72L177 74H175ZM86 73H88V74H86ZM159 73H160V75H159ZM9 74H10V77H7V75L9 76ZM23 74H24V76H22ZM108 74L111 75L110 81H109V78H108L110 76ZM107 75H108V77H107ZM18 76L19 77L22 76V77H20L21 80H19V77ZM38 76L40 77V79H39ZM45 76H47V77H45ZM24 77H25V80H24ZM84 77L87 78V79L89 78L88 81ZM93 77H94V79H91ZM155 77H157L158 79L155 78ZM8 78H10V79H8ZM101 78H102V80L104 79L103 80V82H105L104 84L101 82L102 81ZM105 78H107V79L105 80ZM91 80H93V82ZM107 80H108V83H107ZM11 81H13V83ZM14 81H16V82L14 83ZM39 82H41V83L39 84ZM7 83H9V84H7ZM218 83H219V81L216 80L213 83H210L209 84L210 91L207 93L208 99H207V102H206L207 104L205 106V112H206L205 114H206L208 120H207V122H205L203 124V127L205 129L204 130L205 135L204 136L201 135V136L198 137V141H199V145L198 146L200 147L199 148V153L196 152L195 153L196 156L194 155L192 157V162H193L192 168H191L192 170L189 169V171H186V174L193 175V178L195 179L194 180L195 182H199L200 181V178H202L201 171H202V175H203L204 172H207L208 173L209 170H213L214 169L213 167H212L213 169H211V168L209 169L210 166L208 168L205 167V161L207 162L211 157H216L218 155L217 153H215L214 151H212V147H213L214 144H216L215 142L222 141V139L224 137V133H225L223 131V128L221 127L224 124V122L222 120V114H224V111H223L222 107L218 106V105H220L219 102H218L219 99L222 96H223L222 98L224 99V95L225 94L221 93V88H220L221 85L218 84ZM173 84H176V83H173ZM16 85H17V87H16ZM98 85H100V86H98ZM85 86H87V89L88 90L87 89L84 90V88H86ZM175 87H176V85L173 86V88H175ZM89 88H90V90H89ZM99 88H100V90H99ZM37 89H38V91H37ZM211 89H212V91H211ZM24 90H26V91H24ZM27 90H28V92H27ZM108 90L110 91V93H109ZM89 91L91 93H94V95L93 94L91 95V93ZM213 91L215 93H213ZM211 92H212V94H211ZM87 93H88V98L86 96ZM20 95H22V96H20ZM144 96H146V97H144ZM154 96H155L156 100H155ZM73 97L75 99L74 101H76V102L73 101ZM105 97H106V99H105ZM110 97H112V96H110ZM65 99H67V100H65ZM70 99H72V100H70ZM80 99H82L83 101H81ZM157 99H158V101H157ZM213 99H215V101H211ZM66 101H68V102H66ZM147 101H149V102H147ZM21 102H22L23 105L21 104ZM211 102H212V104H211ZM214 102H216L217 105ZM225 102L226 101L223 100V103H225ZM160 103H162V104H160ZM36 104H40L42 108L39 107V106L37 107ZM152 105H153V107H152ZM135 106H138V104L135 105ZM55 107H57V108H55ZM38 108H39V110L41 112L44 113V116H43L44 118L42 120V123L39 124V127L36 128V130H35V128H32V129L30 128L28 130V132L25 134L26 135L25 136L26 138L21 137V136L24 135L22 133L19 134V133L16 132L17 133V136H15V137L14 136H10L8 134V127L6 125L7 123H9V122L14 123V122L18 121L20 119V117L23 114H26V113H27V115L33 116L36 113L35 110L38 109ZM135 108H137V107H135ZM105 109H107V111H109V112H107V113L105 112V114L102 115V113L104 112ZM142 113H143V116H142ZM144 113H145V115H144ZM146 114H148L149 116H147ZM155 114H158V116H155ZM152 115H154V116H152ZM55 116H57L58 118L55 117ZM78 117L75 118V124H74L73 130H71V132L73 133V135L75 137L74 138V142H73L74 149L76 151H78L80 154H83L84 150L88 149V146L86 145V138L89 137L88 134L90 133L89 127H90L91 122H90V120H88L89 118H87V116H85V115L80 116L79 119H78ZM214 117H215V119H214ZM47 118H49L50 120L47 119ZM8 119H10L9 122H8ZM133 119L136 121V123H134L135 121H133ZM51 121L53 122V124H52ZM86 122H88V123H86ZM89 122H90V124H89ZM142 122H144V123H142ZM49 123H50V126H49ZM46 124H47V126H45ZM54 124H56V125H54ZM3 125H4V127H3ZM82 125L83 126L86 125L87 127L84 126L85 127L84 128V127H82ZM40 126H41V128H40ZM51 126H53V128ZM137 126H138V128H137ZM132 127H134V125H132ZM50 128L52 129V133H54V134H52L50 132L51 131ZM81 128H84V129H87V130H83ZM53 130H54V132H53ZM216 131L219 132V133H222L221 134L222 135L221 136L222 138H218V139L216 137H215L216 139L214 138L213 133L216 132ZM43 132H44V135H42ZM206 132H208V135H207ZM48 133H49V136H47ZM18 134H19V136H18ZM50 134H52V135H50ZM34 135H35V137H34ZM36 135H38V138H36ZM32 137H34V138H32ZM204 137L206 139H204ZM54 138H56V139H54ZM78 138H80L81 141ZM152 138L153 137L148 138V140L150 141ZM199 138H201V139H199ZM5 139H7V141H5ZM10 139H11V141H10ZM36 139H37V141H35ZM77 139H78V141H77ZM203 139H204V141H203ZM200 140H201V143H200ZM207 140L209 141L210 144H207V142H208ZM230 140H231V142H230ZM230 140H227L226 142H225V140H223L221 142V143H223V147L226 146L224 148H226V149L228 148L231 151V153L233 151L232 154H234V151L236 152L239 149L242 151V149H241L242 146L240 144H238V143H241L243 141L242 138H239L238 140H235V141H233V139H230ZM39 141H43L44 144H42V142H39ZM205 141H207V142H205ZM7 142H8L9 145H6ZM18 142H19V145H18ZM14 143H15L16 146L14 145ZM45 143L48 144V145L46 146ZM236 143L239 145V147L236 146ZM44 145H45V147H43ZM20 146H21V148H20ZM60 146H62V145H59V147ZM12 147H15V148L13 149ZM26 147H30V149L29 148H26ZM48 147H49V149H48ZM202 147H203V149H202ZM207 147H208V150H206ZM233 147L235 149H233ZM1 148H3V149H6L7 148L6 149L7 151L5 150V153H4L3 149H2L3 152L1 151ZM8 151H9V153H8ZM28 151H31V152H28ZM11 152H12V154H11ZM200 153L201 154L204 153L205 155L203 154L204 156H201ZM212 153H214L213 155H216V156H213ZM7 154H8V157L6 156ZM35 154H36V156H35ZM59 155H60V153H59ZM116 155L111 157L113 159L112 160L110 159L109 160V163L115 161V158H117ZM200 156L203 157V158H201ZM234 156H233V158H234ZM17 157L18 158L21 157V158L18 159ZM39 157H41V158H39ZM81 157L83 158V156H81ZM126 158H128V159H126ZM207 158H209V159H207ZM198 160H199V162H198ZM203 160H205V161H203ZM233 161L234 160H232L231 162H233ZM141 162H143V161H141ZM145 162L146 161L144 160L143 165H142L143 167L147 165L146 164L147 162L146 163ZM200 162H201V165H200ZM203 162H204V164H202ZM121 163H123L122 166H121ZM22 164H24V165H22ZM110 164H112V163H110ZM114 164H116V162ZM133 164H134V166H133ZM202 165H204V166H202ZM23 166L25 168H23ZM193 166L196 167V170H195V168H193ZM199 166H201V167H199ZM20 167L23 170H21ZM45 168H47V169H45ZM118 169H120V170H118ZM131 169H133V170L130 171ZM204 169H206V171ZM108 170H110V168L109 169H106L105 172H109ZM128 170H129L130 173L128 172ZM193 170L195 172L197 170L198 171L201 170V171L200 172L197 171L198 173L197 172L194 173ZM191 171H193V174H191L192 173ZM199 173H200V175H199ZM197 174L199 176H196ZM29 175H30V177H29ZM204 175H206V173H204ZM258 175H259V181L252 180L250 182V184H252V188H254V189H253L252 193L246 199L247 201L245 200V203L246 204H244V206L243 205L239 206V210L240 211H238L236 213L237 217H236L235 224L237 226L240 225L237 220H238V216L241 214V211H244L248 216H252V217H255L256 213L259 211V213H257V216L262 217L261 219L263 220V222H262L261 219H259V217H255V218L256 219L258 218V220L261 221V222H259L260 226H262V227L264 226V212H263L264 211V169H263V172L262 171L259 172ZM122 179H124V180H122ZM236 181H235V183H237L238 186L240 187L239 188V189H241L240 191H243V185L245 184V182H241V179L236 180ZM255 184L256 185L258 184L259 186L257 188H255L254 187ZM178 185H179V183H178ZM178 185H173V186H171V188H174L175 186H178ZM178 187H180V185ZM21 189H22V191L20 192ZM118 189H121V190H118ZM189 191L190 192L192 191V194H194L196 192L195 189H194V187H191L189 189ZM8 192H9V194H8ZM22 192H24V193L22 194ZM174 192H176V193H174V196L173 197H179L178 194H180V193L178 192V190L176 189ZM131 193H132V191L127 190V194L126 195L128 197H130ZM24 194H25V196H24ZM54 196H55V198H54ZM21 197H22V199H21ZM110 199L113 200V201H111ZM132 200H134V199H132ZM166 200H168L170 202H168V201L166 202ZM26 201H27V205H26ZM253 201H254L255 204L253 203ZM256 201L258 202V204H257ZM100 203H102V204H100ZM108 203L110 205H112L111 209H110V207L108 208L106 206ZM20 205L22 206V208H21ZM180 205H181V202L180 201H175L174 207L171 208V210H170V213L172 214V216L174 217V215H175L174 218L179 219V217H180V215H178L179 214V211H180V208H179ZM254 205H255V207H253ZM246 206L247 207L249 206V208H248L249 210L247 209ZM166 207H167V209H166ZM102 208H104V209H102ZM254 208H255V210H253ZM97 209L100 211V213L98 212ZM72 210H74V211H72ZM94 210L97 211L98 214L96 212H94ZM160 210H161V212H160ZM165 210L167 212L166 213H163V212H165ZM56 211H57V213H56ZM108 211H110V212H108ZM55 213H56V215H55ZM94 213H96V214H94ZM79 214H81V215H79ZM14 215H21V216H20V218H15V217H13ZM33 215H35V216H33ZM92 215L94 216V219H93V216ZM161 215H162V217H161ZM88 216H90V217H88ZM101 217H102V219L104 218L103 221H102ZM105 217L106 218H109L110 217V222H108L109 219H106ZM99 218H100V220H99ZM164 219H165L166 222H164ZM122 220H123V222H122ZM160 220H162V222ZM96 221L99 222V223H97ZM104 221L107 222V226H106V223H104ZM114 221L118 225H120V226H122V225L124 226L125 225L124 228L127 229L128 231H132L133 233L128 234L127 237L128 236L129 237L127 238V237H123L118 232L115 233L116 231L113 232V228H114V225L113 224H114ZM60 222L62 224H63V222H65V224H66V223H68V220L67 219L66 220L64 219V220H62ZM112 222H113V224H112ZM211 222L213 224H215V225H213ZM131 224H132V226H131ZM81 225H89V226H92V227L94 226V227L93 228L91 227L88 230H85L84 229L82 231L80 229V227H79ZM111 225H113V226H111ZM98 226L104 227V231H105L104 234L106 233L107 235L105 234V236H102V235H104L103 233L101 234L102 237H100V234H99V236L97 234H95V236H94V234L89 235L90 233L94 232L93 229L96 228V227H98ZM142 226L143 227L144 226L147 227V230L145 232V235H141V233H140L141 230L143 229ZM217 226H218L219 230H216L215 229V228H217ZM151 227L154 228V229L152 228L153 231L151 230ZM248 227L250 228V230L253 228L252 233H254V230H255L254 227L252 225H249V224H248ZM108 228H112V229L110 230ZM159 228H161L160 231H159ZM263 229H264V227H263ZM89 230H91L92 232L89 231ZM192 230H195V228H193ZM150 231H152V232H150ZM18 232H21V233H18ZM204 233H206V234H204ZM109 234H110V236H109ZM112 235H114V236H112ZM115 235H116V237H115ZM139 235L141 237H137ZM130 236H131L132 239L130 238ZM208 236H213V238L211 237L213 242L210 241L208 238H205V237H208ZM220 236L221 237L223 236V237L221 238ZM119 237H121V238H119ZM204 238H205V241H204ZM109 239H111V240H109ZM201 239H203L202 240L203 242L201 241ZM214 239H215V241H214ZM207 240H209V241H207ZM124 242H125V245L123 244ZM204 242L207 245L204 244ZM214 242H215V244H214ZM132 244H133V246H132ZM198 244H200V245L198 246ZM211 244H214V245H211ZM128 245H130V246H128ZM135 245H136V247H135ZM204 245H205V247H204ZM151 246H153V247H151ZM181 246H182V249H181ZM212 246H214L215 248L212 249ZM188 247L191 249L192 252L189 250ZM220 247H221V249H220ZM208 248H209V250H207ZM217 248H219V249H217ZM140 249H141L140 254H143V255H141L142 257L139 255V250ZM125 250H126L127 253L125 252ZM196 250L199 251V252H196ZM228 250H229V253H231V255H228L229 254L228 253ZM247 250H249V251H247ZM135 251H137V252L135 253ZM175 251H177V252H175ZM144 252L145 253L147 252V255L146 256L144 255ZM187 252H189V253L187 254ZM241 252H242V255L243 256L240 254ZM32 253H33V256L30 257V260L32 259L31 262L33 264H36L35 257L39 255L38 248H35V250H33ZM190 253H192V255H190ZM253 253L255 255H253ZM51 254H52V252H49V255H51ZM107 255H109V256H107ZM123 255H124V258L125 259L123 258ZM126 255L128 256V258H127ZM224 255H225V257H224ZM79 256L80 255H78V257ZM184 256H185V258H184ZM253 256H254V258H253ZM231 257H233L234 260ZM192 258H194V259H192ZM258 258H259V260H258ZM102 259H105V260H102ZM225 259L228 260V261H226ZM193 260H195V262ZM220 261H222V262H220ZM255 262H257V263H255ZM94 264H96V261L94 262Z\"/></svg>",
	"mask_w": 264,
	"mask_h": 264
}]
</instances>
